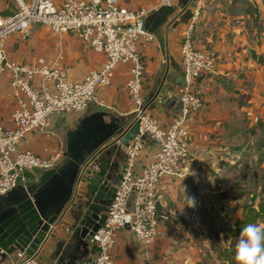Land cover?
Returning <instances> with one entry per match:
<instances>
[{
	"label": "crops",
	"instance_id": "0c3cea01",
	"mask_svg": "<svg viewBox=\"0 0 264 264\" xmlns=\"http://www.w3.org/2000/svg\"><path fill=\"white\" fill-rule=\"evenodd\" d=\"M52 1L60 5L63 0ZM157 2L120 0L131 11ZM15 6L13 0H0V16L13 15ZM192 10L191 0H173L131 27L154 36V42L138 47L144 66L141 95L146 112L162 127L180 115L176 96L183 84L179 49ZM192 42L198 50L214 52L218 63L213 73L203 75L194 85L204 106L187 122L190 154L180 165L183 177L162 183L158 233L148 255L126 228L119 231L112 250L114 264H238L236 244L242 229L248 224L264 229V0L205 1ZM5 50L9 60L37 67L61 57L68 79L74 82L98 70L105 59L73 35L56 36L49 28L35 25L28 40L9 36ZM128 78L129 66L119 65L112 83L97 89V102L90 105L88 114L52 117L51 136L31 131L20 148L54 159L57 153L63 154L65 133L86 115L105 112L130 123L135 106L126 93ZM9 81V74L0 72V123L5 126L12 125L15 106ZM125 145L118 150L123 165ZM154 152L148 142L137 160V170L153 160ZM193 172L195 176L187 175ZM41 173H26V183L19 187L33 185ZM84 180L76 192L83 190ZM186 198H193L195 207H189ZM162 215L167 219H161ZM72 223L65 213L50 228L34 257L16 252L0 257V264H64L55 251L59 243L68 242ZM94 258L95 249L89 245L87 259L75 264H94Z\"/></svg>",
	"mask_w": 264,
	"mask_h": 264
},
{
	"label": "built area",
	"instance_id": "2783aa9c",
	"mask_svg": "<svg viewBox=\"0 0 264 264\" xmlns=\"http://www.w3.org/2000/svg\"><path fill=\"white\" fill-rule=\"evenodd\" d=\"M13 1L16 5L13 15L0 16V72L9 74L15 104L12 125L0 123V197L24 186L26 173L51 169L62 157V152L54 159H47L22 150L20 145L25 136L34 130L51 136L52 117L84 112L91 103L97 102V88L108 87L116 68L128 65L129 78L125 87L135 106L131 124L136 123L138 131L125 145L121 179L115 187L106 219L88 239L89 245L95 249L94 264H114L112 250L119 231L127 227L148 255L158 233L160 188L167 179L183 177L184 170L180 165L190 154L187 122L204 106L194 90L195 82L201 76L213 73L218 63L214 52L198 50L192 42L193 27L207 0H191V21L179 49L183 84L176 96L180 115L168 127H162L146 112L141 95L144 66L138 47L154 42V36L131 27L140 19L170 6L173 0H158L156 4L137 11L124 8L120 0H63L60 5L52 0ZM34 25L47 27L56 36H75L95 53L104 55L103 63L98 70L74 82L68 79L61 57L39 67L9 60L6 39L15 34L24 40L30 39ZM148 142L155 148L153 160L137 170V160ZM97 156L95 153L88 157L81 166L76 189L83 183ZM161 219L166 220L167 216L162 215ZM19 257L22 258L21 254Z\"/></svg>",
	"mask_w": 264,
	"mask_h": 264
},
{
	"label": "water",
	"instance_id": "95a60500",
	"mask_svg": "<svg viewBox=\"0 0 264 264\" xmlns=\"http://www.w3.org/2000/svg\"><path fill=\"white\" fill-rule=\"evenodd\" d=\"M137 131L136 123L105 112L86 115L69 129L66 151L53 168L42 171L33 185L0 197V257L16 252L34 257L50 228L66 213L73 222L70 236L67 243L57 245L55 254H61L64 264L87 259L88 238L104 223L115 184L121 179L113 168L120 157L119 145L133 140ZM95 153L98 156L84 178V191L76 192L80 168Z\"/></svg>",
	"mask_w": 264,
	"mask_h": 264
},
{
	"label": "clouds",
	"instance_id": "9594fccd",
	"mask_svg": "<svg viewBox=\"0 0 264 264\" xmlns=\"http://www.w3.org/2000/svg\"><path fill=\"white\" fill-rule=\"evenodd\" d=\"M189 174L195 176L194 172ZM185 200L189 207H195L193 198ZM236 260L238 264H264V229L255 224H248L242 229L236 244Z\"/></svg>",
	"mask_w": 264,
	"mask_h": 264
},
{
	"label": "flooded vegetation",
	"instance_id": "af4514ba",
	"mask_svg": "<svg viewBox=\"0 0 264 264\" xmlns=\"http://www.w3.org/2000/svg\"><path fill=\"white\" fill-rule=\"evenodd\" d=\"M94 162L90 164L89 169H91V167L93 166ZM122 167H123V160L122 157H119L115 160V165H113L114 168V175L115 176H121V172H122ZM88 173V171H87ZM119 181H117L118 183ZM117 183L115 184V187L117 185ZM84 191V188H83ZM107 214V213H106Z\"/></svg>",
	"mask_w": 264,
	"mask_h": 264
},
{
	"label": "rangeland",
	"instance_id": "374dc122",
	"mask_svg": "<svg viewBox=\"0 0 264 264\" xmlns=\"http://www.w3.org/2000/svg\"><path fill=\"white\" fill-rule=\"evenodd\" d=\"M15 10H16V6H15ZM36 27H40V25H35ZM97 89H99V88H97ZM97 91V90H96ZM91 104H93V103H91ZM90 104V105H91ZM90 107V106H89ZM89 107L84 111V112H82V113H80L81 115H85V114H88V110H89ZM66 134V133H65ZM100 142V141H99ZM63 146H62V150H63V152H65L66 151V144H65V141L63 142V144H62ZM71 150H75V148H74V146H71ZM86 177V175L84 176V178Z\"/></svg>",
	"mask_w": 264,
	"mask_h": 264
},
{
	"label": "trees",
	"instance_id": "16d2710c",
	"mask_svg": "<svg viewBox=\"0 0 264 264\" xmlns=\"http://www.w3.org/2000/svg\"><path fill=\"white\" fill-rule=\"evenodd\" d=\"M202 77V76H201ZM199 79V78H198Z\"/></svg>",
	"mask_w": 264,
	"mask_h": 264
}]
</instances>
